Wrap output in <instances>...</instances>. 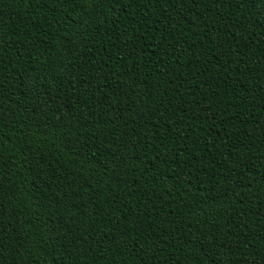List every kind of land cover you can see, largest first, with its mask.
Returning <instances> with one entry per match:
<instances>
[{
	"label": "trees",
	"instance_id": "16d2710c",
	"mask_svg": "<svg viewBox=\"0 0 264 264\" xmlns=\"http://www.w3.org/2000/svg\"><path fill=\"white\" fill-rule=\"evenodd\" d=\"M0 264H264V0H0Z\"/></svg>",
	"mask_w": 264,
	"mask_h": 264
}]
</instances>
